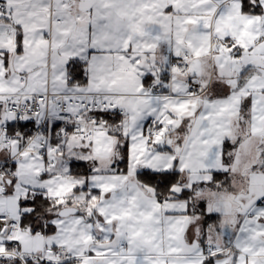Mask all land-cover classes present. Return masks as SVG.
<instances>
[{"label":"snow or ice","instance_id":"1","mask_svg":"<svg viewBox=\"0 0 264 264\" xmlns=\"http://www.w3.org/2000/svg\"><path fill=\"white\" fill-rule=\"evenodd\" d=\"M0 264H264V0H0Z\"/></svg>","mask_w":264,"mask_h":264}]
</instances>
